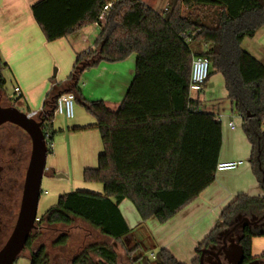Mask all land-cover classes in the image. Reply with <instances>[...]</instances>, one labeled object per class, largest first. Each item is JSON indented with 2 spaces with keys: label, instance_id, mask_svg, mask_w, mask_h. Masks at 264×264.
I'll return each mask as SVG.
<instances>
[{
  "label": "trees",
  "instance_id": "trees-1",
  "mask_svg": "<svg viewBox=\"0 0 264 264\" xmlns=\"http://www.w3.org/2000/svg\"><path fill=\"white\" fill-rule=\"evenodd\" d=\"M110 2L113 5L101 21L102 9ZM32 11L48 41L87 25H100L94 47L78 53L68 80L51 88L37 118L45 120L44 132L49 128V153L55 134V96L72 92L97 119L104 151L98 166L86 168L83 174L84 181L101 183L103 193L79 189L61 194L29 236L27 249L36 242L30 250L31 264H58L40 230L69 228L50 245L65 248L73 223L81 219L101 235L120 241L134 230L121 212L124 200L135 206L140 225L152 217L165 223L215 181L222 124L214 113L200 108V98L191 97L196 56L210 60V76L223 75L232 111L241 116L252 145L249 162L264 190V63L242 47L246 38L264 28V0H170L163 14L141 0H39ZM133 54L135 75L117 111L103 100L83 98L75 78L79 80L84 70L101 61H124ZM5 67L0 54L1 86L6 83ZM239 214L262 216L264 197L238 195L223 209L197 253ZM258 235H264V226H248L243 231L241 244L250 256L252 239ZM75 255L74 264H93L92 255L109 264H116L118 258L106 244L81 246ZM140 258L135 256L133 263L141 264ZM157 258V264H184L165 248Z\"/></svg>",
  "mask_w": 264,
  "mask_h": 264
},
{
  "label": "crops",
  "instance_id": "crops-1",
  "mask_svg": "<svg viewBox=\"0 0 264 264\" xmlns=\"http://www.w3.org/2000/svg\"><path fill=\"white\" fill-rule=\"evenodd\" d=\"M38 1L0 0V54L6 64L4 69L12 71L16 86L21 88L28 108L27 113L42 110L43 98L45 101L55 84L68 80L78 53L94 47L101 33V29L94 23L66 37L48 41L33 15L32 7ZM141 1L163 14L170 0ZM94 31H99L97 37L94 36ZM262 31L261 42L264 40V28ZM53 66L58 67L56 69L58 78L54 80L52 77L50 79ZM135 67L136 55L133 54L124 61H101L87 68L79 75L78 80L83 98L88 101L103 100L110 110L117 111L134 78ZM55 76L54 74L53 78ZM204 95L206 96L204 99L200 97V108L214 113L220 118L221 124L226 122V128L222 125L223 140L219 161L242 160L244 163L234 170L217 171L215 181L182 209L187 211L184 213V216L189 218L187 222L194 224L195 228L191 230V234L190 230L181 229L163 248L169 250L184 264H196L198 245L216 226L223 209L238 195L264 197V190L251 163H246L251 157L252 145L247 142L235 124L234 117L238 114L232 111L226 88L224 93L218 95L211 75L205 86ZM52 124L55 134L51 141L52 150L47 155L42 182L45 181L52 186L57 194V201L48 209L57 204L61 194L72 190L103 193L101 183L86 182L83 178L86 168L98 166L99 155L104 151L101 134L96 127L97 119L83 104H77L73 118L55 114ZM58 174L62 176L58 177ZM202 206L207 209H203ZM120 209L130 228L141 224L142 219L132 202L124 200ZM126 211L128 213H125ZM251 254L253 257L264 254V235L253 237Z\"/></svg>",
  "mask_w": 264,
  "mask_h": 264
},
{
  "label": "rangeland",
  "instance_id": "rangeland-1",
  "mask_svg": "<svg viewBox=\"0 0 264 264\" xmlns=\"http://www.w3.org/2000/svg\"><path fill=\"white\" fill-rule=\"evenodd\" d=\"M203 11V10H201ZM94 36L97 37L99 35V31H94ZM263 31L260 29L257 34L252 38H246L242 42V47L253 54L257 59L264 63V40L260 39ZM58 69L57 66H53L51 70L52 79H57L58 74H56V78L54 73ZM4 77L6 79L4 91L6 96L11 100L13 104H15L21 111L27 112L28 108L26 106V102L24 98H18L15 93L16 80L14 79L13 73L9 69H4L3 71ZM212 83L215 86L216 93L221 95L225 92V81L224 77L221 73L212 74ZM127 91V90H126ZM201 99H204L206 96L204 92L198 94ZM44 98L42 100V103ZM228 102V101H226ZM225 102V103H226ZM77 104L82 105L81 102L75 100V113ZM227 107V103L225 104ZM228 108V107H227ZM235 124L244 134L247 142H250L245 135L243 129L242 118L239 115H235ZM223 128H226V122H223ZM49 128L46 126L45 132L48 133ZM249 162V159L246 160V163ZM42 193L39 200L38 205V215L42 216L45 214L47 209L53 205L57 201V194L52 189V186L45 181L41 184ZM73 191V190H72ZM200 202V201H198ZM204 207V206H202ZM186 208V207H185ZM204 207L203 209H205ZM207 209V208H206ZM125 211V209H124ZM134 213L136 211L133 209ZM187 211L181 210L176 215H174L171 219H169L165 223L159 222V220L155 217L148 219L142 225H137L132 233L128 235L125 239L120 241L110 240L107 237L101 235L98 229L92 227L89 223L76 219L72 225L70 230V241L67 247L59 248V247H50L51 243L60 235L62 232H66L69 228L64 226H49L46 229L40 230L39 234H43L42 241L47 243L51 257L54 258L57 255L58 264H70L71 257L75 255L79 249L86 246H90L91 244H106L111 248H115L119 257V262L117 264H122V261L125 264H131L133 262V257L140 256L141 264H157L158 258L157 256L165 247L164 245L173 240L175 234L181 229L190 230V234L192 233L195 227L192 224H189V218L184 216V213ZM125 213H128L127 211ZM129 215V214H128ZM130 219V218H129ZM142 223V222H141ZM201 225V223H199ZM38 233V232H37ZM188 237V236H187ZM189 239V238H186ZM85 241V243H84ZM1 244V243H0ZM36 242L33 243V248L35 249ZM116 245V246H115ZM2 245H0L1 248ZM30 255V250L25 249L21 255L18 257L14 264H31L28 256ZM156 256L155 258L153 256ZM96 258V257H94Z\"/></svg>",
  "mask_w": 264,
  "mask_h": 264
},
{
  "label": "flooded vegetation",
  "instance_id": "flooded-vegetation-1",
  "mask_svg": "<svg viewBox=\"0 0 264 264\" xmlns=\"http://www.w3.org/2000/svg\"><path fill=\"white\" fill-rule=\"evenodd\" d=\"M4 87L5 84L3 86L0 85V107L16 106L6 96ZM31 151L32 140L24 129L12 122H5L0 125V245L2 246L11 235L18 219ZM248 217L251 218L252 216ZM263 222L264 218L260 220L259 226ZM245 225L244 216L237 217L230 226L221 230L214 239L201 248L196 264H201V256H203L204 264H218L217 255L221 258H226L224 264H264V254L259 257H253L252 254L251 256L248 255L243 248L244 257L240 255L237 246L238 243L241 244L239 238L243 237V231L248 227ZM115 248L113 250L116 251ZM25 249H27L26 246ZM33 249V247L30 248L31 251ZM77 255L71 257L70 264H74ZM91 257L93 264H109L95 255ZM134 259L135 257H133ZM117 262H119V257ZM122 264L125 263L122 261ZM131 264L135 263L132 262Z\"/></svg>",
  "mask_w": 264,
  "mask_h": 264
},
{
  "label": "water",
  "instance_id": "water-1",
  "mask_svg": "<svg viewBox=\"0 0 264 264\" xmlns=\"http://www.w3.org/2000/svg\"><path fill=\"white\" fill-rule=\"evenodd\" d=\"M54 74L56 75V72ZM75 79L76 84L78 78ZM62 94L64 93L59 92L55 98H58ZM44 121L43 118L32 117L30 113L23 112L16 106L0 107V125L5 122H12L24 129L32 140V151L26 173L20 212L11 235L0 248V264H14L23 252L31 232L36 228L38 205L42 192L41 184L46 170L48 155V141L42 127ZM61 176L62 174H58V177ZM238 217H243V215L239 214ZM244 218L246 220L245 226L257 227L264 216L261 218L257 216H252L251 218L244 216ZM261 226H264V222ZM241 240L242 236L239 238V242ZM237 247L239 248L240 255L244 257V250L241 244L238 243ZM216 257L218 264L226 262V258H221L219 255ZM200 263L204 264L203 256L200 258Z\"/></svg>",
  "mask_w": 264,
  "mask_h": 264
},
{
  "label": "built area",
  "instance_id": "built-area-1",
  "mask_svg": "<svg viewBox=\"0 0 264 264\" xmlns=\"http://www.w3.org/2000/svg\"><path fill=\"white\" fill-rule=\"evenodd\" d=\"M113 2L106 4L99 16L101 21L105 20L110 8L112 7ZM99 28L100 25L95 23ZM212 71V64L207 57L204 56H196L193 59L192 67H191V77H190V94L193 98H200L199 93L204 92L207 81L210 78V74ZM15 93L18 98H22L21 88L16 86ZM24 98V97H23ZM55 114H64L68 118H73L75 116V95L72 92H67L62 94L57 98ZM32 117H36L39 115V111L30 112ZM220 119V118H218ZM232 126H234L232 124ZM45 133L46 139L50 137L49 133ZM51 145V143H49ZM244 162L242 160H227V161H219L217 163V171H228L237 169ZM40 220V216L37 217V221ZM156 257L155 255L153 256Z\"/></svg>",
  "mask_w": 264,
  "mask_h": 264
}]
</instances>
